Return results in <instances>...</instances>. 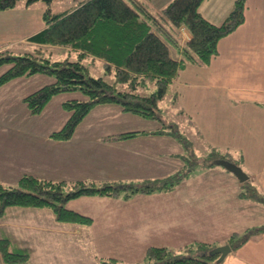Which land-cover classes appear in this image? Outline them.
<instances>
[{"label":"crops","instance_id":"crops-1","mask_svg":"<svg viewBox=\"0 0 264 264\" xmlns=\"http://www.w3.org/2000/svg\"><path fill=\"white\" fill-rule=\"evenodd\" d=\"M234 2L204 0L200 10L211 21L221 23L232 10ZM38 3L18 0L14 8L0 10V50L12 52L17 44L25 47L40 45L31 37L46 26L43 13L47 5ZM216 14L221 16L220 19L214 18ZM245 15V21L235 31L221 38L219 53L208 65H187L171 84L182 112L192 123L200 126L199 130L209 148L230 152L233 158L242 159L249 179L252 177L249 187L255 188L258 195L264 197V0H247ZM180 36L184 43L192 35L182 28ZM170 48L171 51L175 49L173 56L180 57L177 48ZM11 81L0 86V89ZM104 123L89 118L87 127L91 136L83 133L82 144L77 142L74 135L67 140L54 139L50 136L54 130L30 135L34 141L40 142L43 153L37 154L34 148L28 150L29 157L20 160L23 169L18 173L54 180L66 179L65 176L79 179L89 178V175H85L89 166V174H109L92 170L98 164L83 161L80 156L85 142L102 130ZM122 132L126 131L101 136H109L108 142L121 140L116 136ZM156 134L176 137L172 133ZM150 152L155 157L151 149H146L138 151L135 158H144L142 163L148 165ZM127 153L124 157L128 160ZM13 156L18 155L13 152ZM127 162L129 164V160ZM137 165H140L139 161ZM218 165L212 163L205 168L204 173L209 179L184 180L185 176L170 190L139 191L131 197L121 193L117 196L92 195V207L82 210L93 218L92 223L64 222V226L58 227L36 225V230L32 231L31 245L25 248L30 252L26 264H103V259L110 257L118 258L119 264H136L152 245L183 248L192 242L206 241L217 246L227 243L233 232L242 233L260 226L259 215L264 201L242 195L243 190L238 188L243 185L241 181L240 184L216 182L213 169H219L221 173H226L224 175L239 181L233 172ZM150 178L142 180H153ZM18 180H11L9 184H15ZM12 207L6 209L3 217L10 211L14 214L23 211L21 221L28 213L55 218L46 208L21 207L20 211ZM30 220L18 226L34 227ZM14 222L11 220L8 224L14 225ZM255 234L245 243H254L255 249L251 255L240 251L239 247L233 249L222 264H264V232L261 230Z\"/></svg>","mask_w":264,"mask_h":264},{"label":"trees","instance_id":"trees-1","mask_svg":"<svg viewBox=\"0 0 264 264\" xmlns=\"http://www.w3.org/2000/svg\"><path fill=\"white\" fill-rule=\"evenodd\" d=\"M26 1L33 3L37 0ZM43 1L49 4L43 13L46 26L31 37L40 45L35 51L16 55L8 49L0 50V67L10 64L0 74V86L25 75L45 73L54 76L53 82L24 97L32 115L40 113L55 95L81 90L85 99L74 98L63 102L70 116L60 129L50 134L57 140L70 139L78 125L99 104L118 103L124 111L161 118L159 103L174 78L189 64L203 66L212 61L219 53L221 38L245 21L247 2L235 0L225 20L216 23L201 12L200 6L204 0H170L159 11L151 10L144 0H82L58 13H53L51 9L53 0ZM17 3L18 0H0V10L14 8ZM182 28L192 35L184 43L180 36ZM48 45L69 46L77 52V58L52 60L44 53ZM172 46L179 50L180 57L172 55ZM87 56L102 59L105 67L114 71V82H109L103 76H92L84 63ZM151 87L154 90L147 92ZM138 132H122L116 138H129ZM153 132L175 134L173 127ZM179 136L182 137L181 134ZM219 158L242 164V159H235L230 152L215 148L205 158L204 164H212L213 160ZM181 177L182 174L177 173L140 185H119L111 180H54L23 174L16 184H6L0 180V216H4L8 207L15 205L50 208L58 221L88 224L93 221L91 216L69 208L65 203L83 195L117 196L123 190L125 197L139 191L170 190ZM241 194L259 196L253 187H248ZM261 230L264 231V224L242 234L233 232L227 243L236 250L251 238L253 232ZM11 245L9 237H0V264H26L30 259L29 251L12 250ZM215 246L206 241L192 242L183 248L152 245L136 264H222L217 261L219 254H210ZM103 264H119V259L106 258Z\"/></svg>","mask_w":264,"mask_h":264},{"label":"rangeland","instance_id":"rangeland-1","mask_svg":"<svg viewBox=\"0 0 264 264\" xmlns=\"http://www.w3.org/2000/svg\"><path fill=\"white\" fill-rule=\"evenodd\" d=\"M19 1L27 3L26 0ZM79 1L82 0H53L50 3V6L53 13H58L59 11H65V9L74 7ZM144 1L149 3L151 10L158 11L170 0ZM35 2H40L38 4L44 3L47 6L49 5L43 0H37ZM220 17L219 14L214 16L215 19H220ZM36 47L37 46L25 47L24 45L17 44L12 48V53L14 52L13 54L16 55L18 53L35 51ZM172 51V55H175L174 48ZM44 53L47 56H50L52 60H60L66 57H70L71 59L77 58V52L69 46L48 45L45 47ZM84 63L88 66L89 73L92 76H103L109 82H114V71H109L105 67L102 59L87 56L84 59ZM9 65L10 64H5L1 66L0 74L1 72L3 73ZM54 79V76L45 73L25 75L12 79L13 81H11L9 85L0 89V180L6 184H9L11 180L17 181V179L23 174L18 173L23 169L19 162L20 160L28 159V150L34 148V152L37 154L43 153L40 142H37L36 140L34 141V139L30 138V135L40 134L46 130L49 132L60 129L70 116V111L63 107V102L67 99L86 98L84 93L79 89L64 91L55 95L40 113L34 115L30 114L24 97L45 84L53 82ZM173 87L174 86L170 84L164 98L160 100L159 106L161 118L147 117L135 112L124 111L118 103H113L114 105H107L108 103L99 104L91 110L86 120L78 125L74 133V138H77V142L82 144V134L87 133L89 135L87 127L89 124V118H96L105 121V126H101L104 128L93 135L90 140L85 142L86 145L82 148V154H79L80 156L82 155L83 161L86 160L88 163L91 162L92 164H98L95 165L94 168L92 167V170L101 171L102 173L108 172L109 174H97L98 176H94L89 174L91 168L88 166L86 167L88 172H85V175H89V179H98L99 181L101 178L98 177H103L110 179L119 185L130 183H137L140 185L149 182L148 180L142 179L151 177L150 179L155 180V177L161 176L164 178L168 175H162L169 173H180L182 174V177L187 176L184 180L209 179L204 173L205 168H207V165L209 164L203 163L213 149L209 148V144L199 130L200 126L192 123L182 112L180 101H177L178 98L174 94ZM152 90H154V87L149 88L147 92H151ZM114 106L116 109H114ZM168 124L173 125L170 126ZM172 127L175 130V134H173L176 136L175 139L170 135L160 136V134L152 133L154 130L162 128L170 130ZM132 130H139V132L137 133L138 135L136 134L137 136L129 137V139L126 138L123 140H112L108 142L109 136H101L108 133L112 134ZM180 134L182 137L179 136ZM73 149L74 146L71 147V150ZM146 149H151L153 156H155L152 157L150 152L148 165L142 163L144 158H135V154L138 151H144ZM13 152L18 156H13ZM125 152H128L126 155L129 156V164L127 158L124 157ZM107 161H109V163H107ZM138 161L140 162V165H137ZM177 165H179L178 168ZM202 165L206 166L202 167ZM240 165L246 171L244 165ZM218 166L224 167L223 165ZM195 169L196 171L194 172ZM218 170L219 169H213L216 173V182L228 181L236 184L237 182H239V184L241 183L238 177L237 179L239 181H236L235 178L229 177L230 175H224L226 173L223 174ZM65 177L68 180L77 179L73 176ZM161 179L162 178H158V180ZM249 180H252V177H250ZM244 183L245 182H243V185H239V190H247L250 182H248V184ZM148 184L152 183H147V185ZM124 192L125 191L123 190L121 194L124 195ZM91 196L92 195H83L71 199L66 202L65 205L69 208H72L70 206H75L77 211L81 210L80 212L85 213L82 210H87L89 207H92ZM255 197L264 201V197L262 196ZM12 208H16V210L22 209L16 205ZM23 208L26 207L23 206ZM46 209L53 214L50 208ZM21 212L20 214H14L13 211H10V213H6V217L0 216V237L12 238V250L27 249L31 245L32 231L36 230V225H46L48 227L65 225L64 222L60 223V221H57L54 217L51 218V215L38 217L36 214L28 213L23 216L24 221H21L23 211ZM6 218L7 220H5ZM263 218L264 205L262 206L259 215L261 227L263 226L261 223L264 222ZM11 220H15L14 225L8 224ZM29 220L30 223L35 224L34 227L18 226ZM260 226H256V228H260ZM253 229L254 228H251L250 230ZM257 232H253V236L256 235L255 233ZM252 238H250V240ZM250 240H248V242ZM246 244L242 245L239 250L251 255L255 249L254 243H251L250 245Z\"/></svg>","mask_w":264,"mask_h":264},{"label":"water","instance_id":"water-1","mask_svg":"<svg viewBox=\"0 0 264 264\" xmlns=\"http://www.w3.org/2000/svg\"><path fill=\"white\" fill-rule=\"evenodd\" d=\"M213 162L216 164L223 165L229 171L233 172L241 182H244L249 179V174L244 170V168L241 165L237 164L234 161H231L226 158H219V159H215ZM232 250H233L232 245L230 243H225L215 246L213 249H211L210 254L212 255L219 254L217 261L223 262V260Z\"/></svg>","mask_w":264,"mask_h":264}]
</instances>
